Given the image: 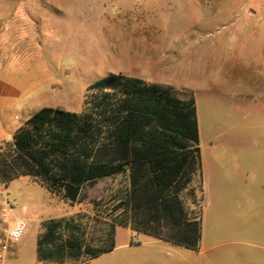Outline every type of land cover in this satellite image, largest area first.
Instances as JSON below:
<instances>
[{"label": "crops", "instance_id": "crops-1", "mask_svg": "<svg viewBox=\"0 0 264 264\" xmlns=\"http://www.w3.org/2000/svg\"><path fill=\"white\" fill-rule=\"evenodd\" d=\"M45 2L46 15L41 14L35 0L19 1L13 12L16 19L28 23L25 27L21 21H14L12 29L20 36L19 49L29 52L27 67L31 73L24 74L28 68L15 64L0 68V140L12 136L42 108H57L47 104L30 108L24 102V94L32 91L33 83L42 88L62 85L60 79L42 69L44 59L56 63L62 58H99L101 50L90 43L91 36L121 35L109 40V49L125 59V69L111 70L105 76L123 74L194 96L203 166L200 249L214 243L221 236L218 222L233 214L239 195L251 190L234 186L232 153L240 142L230 138L223 126L211 128L207 119L201 120L198 99L211 101L214 97L220 103L241 100L256 104L264 96V11L246 17L215 7L217 0ZM111 6L119 12L116 17L107 14ZM25 34L28 40L21 38ZM14 123L17 126L11 131ZM258 190L264 193V184ZM134 235L144 237L142 244L150 254H170L175 249L198 252L122 226L115 231L116 247L131 246Z\"/></svg>", "mask_w": 264, "mask_h": 264}, {"label": "trees", "instance_id": "trees-1", "mask_svg": "<svg viewBox=\"0 0 264 264\" xmlns=\"http://www.w3.org/2000/svg\"><path fill=\"white\" fill-rule=\"evenodd\" d=\"M120 176L109 201L115 216L48 221L39 240L40 260L88 262L115 248L119 226L199 249L203 166L192 94L110 74L88 86L81 113L42 108L11 143L0 145L1 181L29 177L72 203L88 186ZM196 179L202 194L197 211L184 197ZM92 221L100 224L99 246L89 242Z\"/></svg>", "mask_w": 264, "mask_h": 264}, {"label": "rangeland", "instance_id": "rangeland-1", "mask_svg": "<svg viewBox=\"0 0 264 264\" xmlns=\"http://www.w3.org/2000/svg\"><path fill=\"white\" fill-rule=\"evenodd\" d=\"M19 1L22 0H0V68L14 64L27 67L31 62L28 59L29 52L19 49L20 36L12 29L14 21H21L25 27L28 25L26 19L18 20V16L13 14L18 9ZM35 1L42 9L41 14L46 15V0ZM217 1L213 4L215 7L246 17L264 11V0ZM118 13L112 6L107 12L115 17ZM115 36L120 38L121 35L108 33L91 36L90 43L101 50L99 58H62L56 63L44 59L42 69L50 77L60 79L62 85L42 88L38 83H33L32 91L24 94L25 104L30 108L47 104L81 113L88 86L106 77L111 70L119 69L123 72L125 69V59L109 49V40ZM21 38L28 40L29 35L25 34ZM30 68L24 74H30ZM210 99H198L200 118L204 122L208 120V127L212 128L216 124L223 126L230 138L240 142L232 153L235 156L234 186L251 190L250 193L239 195L233 214H228L218 222L217 233L221 236L214 243L203 245L201 249L199 246L197 253L175 249L177 251L170 254H150L146 245L142 244L144 237L134 235L131 246H115L113 250L79 264H264V193L258 190L264 184V96L256 104L241 100L220 103L214 97ZM16 126L17 123H14L9 129L12 131ZM205 130L203 128L204 149ZM13 135L1 139L0 145L11 143ZM121 178H108L88 186L85 193L73 203L65 200L62 195L49 192L29 177H21L7 184L16 216L30 222L28 233L13 246L10 264H48L39 259L38 249L39 240L46 230L45 224L50 220L75 217L85 223L90 218L101 219L102 212L114 217L115 204L109 201L119 188ZM184 197L187 204L197 211L202 204L201 187L197 179L184 193ZM91 224L89 242L99 246L100 224L95 221ZM200 250H204V253L201 254Z\"/></svg>", "mask_w": 264, "mask_h": 264}, {"label": "built area", "instance_id": "built-area-1", "mask_svg": "<svg viewBox=\"0 0 264 264\" xmlns=\"http://www.w3.org/2000/svg\"><path fill=\"white\" fill-rule=\"evenodd\" d=\"M30 222L16 216L7 192V183L0 180V264H10L13 246L28 233Z\"/></svg>", "mask_w": 264, "mask_h": 264}]
</instances>
